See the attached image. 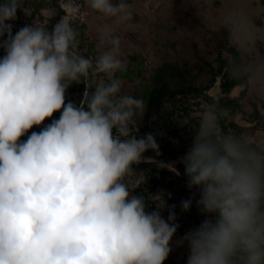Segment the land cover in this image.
I'll return each instance as SVG.
<instances>
[{
    "label": "clouds",
    "instance_id": "9594fccd",
    "mask_svg": "<svg viewBox=\"0 0 264 264\" xmlns=\"http://www.w3.org/2000/svg\"><path fill=\"white\" fill-rule=\"evenodd\" d=\"M87 4L121 23L133 17L129 0ZM81 7L72 0L51 28L30 23L13 32L20 0H0V264H164L175 205L163 192L134 194L146 183L137 166L180 174L177 162L156 159L157 133L133 131L146 101L122 93L121 38L105 27V50L94 60L78 51ZM93 73L108 81L94 82ZM74 83L84 85L80 103L66 100ZM179 123L194 129L178 162L196 189L180 207L189 210L195 198L204 217L180 241L186 264H264V147L223 132L216 103L194 125Z\"/></svg>",
    "mask_w": 264,
    "mask_h": 264
},
{
    "label": "trees",
    "instance_id": "16d2710c",
    "mask_svg": "<svg viewBox=\"0 0 264 264\" xmlns=\"http://www.w3.org/2000/svg\"><path fill=\"white\" fill-rule=\"evenodd\" d=\"M20 4L21 9L17 11V19L12 22L13 32L24 24L30 23L51 28V25L59 19V11L55 0H20ZM85 8L91 13L88 6ZM87 22L88 18L83 24L74 23L73 25L79 32L78 51L81 55L94 60L100 54V44L97 40L91 39L90 36L86 35ZM221 48L222 51L219 52L214 61L198 67L196 74L190 72L187 68V63L178 61L164 62L150 75V83L143 87L145 91H148L147 95L142 92L146 101V109L144 115L136 117V123L132 126L133 131L135 132L139 128L137 135H143L148 132L157 133L161 155L156 157V159L169 162L176 161V166L182 172L183 167L178 162L179 157L190 146L194 129L189 125L182 126L179 122L188 117L190 124L194 125L199 116H193L192 114H195L196 109L202 104L216 103L220 111H227L224 115L220 114V125L223 132L233 131L246 137V127L243 126V123L237 121L235 116L239 112L244 113V100L249 92L247 78L251 73H245L243 70L247 64L248 57L241 54L236 46L229 45L225 47L223 45ZM0 55H3L2 48H0ZM125 56H121V59L132 60L136 63V69L131 68V62L126 60V62L124 61L125 66L117 71L115 75L121 80L132 82L134 78L141 75L145 69L146 61L140 58V55L125 54ZM206 67L208 71L204 74ZM204 76L209 79L204 78ZM92 79L94 82H99L101 79L107 82L108 76L104 73H93ZM216 83H218L221 90V97L224 95L230 97L233 95L235 88H239L240 91L232 99L221 101L220 97L216 100L207 95L210 88ZM143 89L133 92L134 94L132 95L139 96L138 93ZM83 92L84 85L74 83L67 89L66 100L80 103ZM261 108L262 106L259 108L257 104L253 103L251 111L247 113V119L244 122L246 123L250 120L258 122L262 117ZM58 116L59 112L53 113V118ZM50 119H46L41 126H33L29 130V134L32 131H39L40 127L50 122ZM26 136L27 134L21 139H26ZM145 155L155 156V153L149 151ZM137 170L145 172L146 183L142 188H137L134 194L154 195L163 192L168 205H175V222L178 227L170 241L172 251L164 261V264H175L178 261L186 263L188 255L187 244L186 242L180 243V241L183 235L189 229L197 226L204 217L195 205V198H193L192 207L187 211L181 209L180 202L182 199L193 196L196 189L189 190L187 181L167 168H157L154 164L141 163L137 166ZM141 175H144V173H141ZM145 189L147 193H145ZM169 193H171L170 196L168 195ZM152 208H154V205H150L149 210ZM162 215L167 217L168 208H165Z\"/></svg>",
    "mask_w": 264,
    "mask_h": 264
},
{
    "label": "rangeland",
    "instance_id": "374dc122",
    "mask_svg": "<svg viewBox=\"0 0 264 264\" xmlns=\"http://www.w3.org/2000/svg\"><path fill=\"white\" fill-rule=\"evenodd\" d=\"M129 3L133 12L130 21L121 23L91 9L86 27V35L99 42L100 53L105 50L101 43L103 30L110 27L112 34L121 38L120 57L135 54L146 61L139 77L132 82L121 80L122 93L134 94L143 89L150 83L153 71L164 62L187 63L190 72L196 74L198 67L214 61L223 45L236 46L248 57L243 70L251 74L247 78L249 92L244 100V113L239 112L235 117L246 127V137L264 147V70L260 67L264 60L256 56L257 50L264 53V0H129ZM126 60L136 69L135 62L127 58L123 61ZM206 71L207 67L204 74ZM239 91L235 88L230 97H221L216 83L207 95L225 101L234 98ZM142 92L148 93L143 89L138 93L141 97ZM253 103L259 108L262 106V117L258 122L245 123ZM205 106H199L192 115L199 116ZM226 112L221 110L220 114Z\"/></svg>",
    "mask_w": 264,
    "mask_h": 264
},
{
    "label": "built area",
    "instance_id": "2783aa9c",
    "mask_svg": "<svg viewBox=\"0 0 264 264\" xmlns=\"http://www.w3.org/2000/svg\"><path fill=\"white\" fill-rule=\"evenodd\" d=\"M72 0H55V4L57 5V9L59 11V17L64 15L66 11L70 8ZM82 7L79 10V14L73 20L74 23L83 24L86 22L89 12L85 8L87 6V2L85 0H80Z\"/></svg>",
    "mask_w": 264,
    "mask_h": 264
},
{
    "label": "water",
    "instance_id": "95a60500",
    "mask_svg": "<svg viewBox=\"0 0 264 264\" xmlns=\"http://www.w3.org/2000/svg\"><path fill=\"white\" fill-rule=\"evenodd\" d=\"M157 160H159V159H157ZM161 161H165V160H161ZM165 162H169V161H165ZM142 164H154V165H156L155 163H151V162H145V163H142ZM176 168H178V167L176 166ZM179 172H180V174H178V175L183 177L186 180V177L183 175V172L180 169H179Z\"/></svg>",
    "mask_w": 264,
    "mask_h": 264
},
{
    "label": "crops",
    "instance_id": "0c3cea01",
    "mask_svg": "<svg viewBox=\"0 0 264 264\" xmlns=\"http://www.w3.org/2000/svg\"><path fill=\"white\" fill-rule=\"evenodd\" d=\"M87 6H88V4H87ZM91 12H92V10L91 9H89ZM90 13V12H89ZM90 15V14H89Z\"/></svg>",
    "mask_w": 264,
    "mask_h": 264
},
{
    "label": "bare ground",
    "instance_id": "6f19581e",
    "mask_svg": "<svg viewBox=\"0 0 264 264\" xmlns=\"http://www.w3.org/2000/svg\"><path fill=\"white\" fill-rule=\"evenodd\" d=\"M178 175V174H177Z\"/></svg>",
    "mask_w": 264,
    "mask_h": 264
}]
</instances>
